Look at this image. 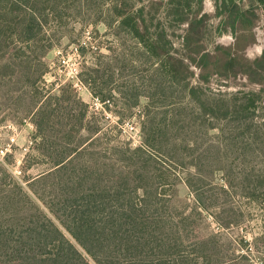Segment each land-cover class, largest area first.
Returning a JSON list of instances; mask_svg holds the SVG:
<instances>
[{
  "label": "trees",
  "instance_id": "16d2710c",
  "mask_svg": "<svg viewBox=\"0 0 264 264\" xmlns=\"http://www.w3.org/2000/svg\"><path fill=\"white\" fill-rule=\"evenodd\" d=\"M249 1L244 9L221 1L235 39L224 47L206 39L203 0H0V51L15 43L23 68H31V55L40 67L34 79L23 76L36 98V151L48 166L26 180L30 194L0 173V264L224 263L213 258V238L198 237L196 225L213 200L204 174L227 170L230 126L233 141L249 137L246 146L264 135L257 110L264 50L248 59L239 46L252 34L255 11L264 14V0ZM68 21L103 23L114 40L88 88L101 103L116 70L146 73L140 85L113 89L130 108L146 101L138 110L139 145L103 132L70 84L56 93L41 87L43 58ZM237 77L261 89L209 87L212 78ZM181 182L192 200L179 207Z\"/></svg>",
  "mask_w": 264,
  "mask_h": 264
},
{
  "label": "rangeland",
  "instance_id": "374dc122",
  "mask_svg": "<svg viewBox=\"0 0 264 264\" xmlns=\"http://www.w3.org/2000/svg\"><path fill=\"white\" fill-rule=\"evenodd\" d=\"M221 1L203 0L202 2L203 12L209 15V36L206 39L210 43L211 39L215 38V44L231 47L235 44V39L230 33L232 21L228 18L230 12L226 8H219ZM235 1L239 2L243 9L250 3L249 0ZM255 13L257 20L251 36L246 35L239 44L241 48L244 47L242 53L248 59L259 56L264 50V14L259 10ZM234 26L237 28L236 24ZM221 31L223 33L218 36V32ZM176 33L179 34L178 31ZM113 41L103 23L68 21L62 27L60 41L43 58L45 68L42 69L45 73L42 76L41 87L56 93L55 91L65 83L71 85L68 79L77 67L83 87L81 90L72 89L87 104L88 111L94 115L95 121L100 123L103 132L107 131L109 137L117 135L120 140L129 141L134 147L141 142L138 110L146 101L141 97L139 108H130L113 89L122 91L127 90L129 85H140L143 81L142 76L146 73L120 76L116 70L113 80L107 86V90L112 91L107 93L104 90L107 100L104 104L99 100L101 96L92 95L88 90L89 85L93 87L90 79H95L96 74H101L105 66L106 60L101 56L111 55L107 49L116 46ZM74 53L76 56H73ZM15 54V43L0 51V126L11 123L20 130L13 153L6 158L5 164L0 166V173L9 176L13 183L30 194L27 185L29 181L26 180L36 178L45 172L48 166L41 162L36 151L40 143L32 113L36 98L32 94V88L24 84L23 75L26 74L32 80L39 74L40 67L36 61L33 62L34 55H31L29 59L31 68H23L20 65L21 60L15 58ZM110 62L109 64L114 67H119V63ZM26 70L30 71L24 72ZM96 85L98 86L97 82ZM209 87L228 93L261 89L256 85H248L243 77L221 81L212 78ZM261 95L262 102L257 110L259 115H264V91ZM103 107H107L113 113ZM130 110L131 115L130 112L128 113ZM259 119L264 123V116ZM25 121L33 124L34 130L29 129ZM262 132L264 133V128ZM229 134L227 145L229 150L224 159L227 170L224 172L214 170L210 175L211 178L204 174L207 182H210L208 193L213 200H208L211 206L202 210V218L196 225L197 236L210 235L213 238V258L222 260L223 264H264V135L259 137L257 144L250 147V144L245 145L249 140L247 135L244 134L237 141H233L235 134L231 126ZM29 141H32L31 145ZM14 171L20 173H16V176L13 174ZM6 189L10 190L11 185L7 184ZM175 191L179 207L192 200L183 182L177 185ZM192 218L198 219L196 213H192Z\"/></svg>",
  "mask_w": 264,
  "mask_h": 264
},
{
  "label": "built area",
  "instance_id": "2783aa9c",
  "mask_svg": "<svg viewBox=\"0 0 264 264\" xmlns=\"http://www.w3.org/2000/svg\"><path fill=\"white\" fill-rule=\"evenodd\" d=\"M73 56H76V54L74 53ZM78 76H79V71L77 70L76 67L74 68V71L70 76V79H68L69 82L71 83L72 88H74L75 90H81V88L83 87ZM94 100L97 103L99 102L97 99ZM25 124L29 129L34 130L33 124H31L28 121H25ZM19 134H20V130L18 129V127L11 123H7L3 126H0V166L4 165L6 162V158L13 153V149L17 144V139L19 137ZM28 143L31 145L32 141H29ZM16 173L19 174L20 172L18 171L13 172L14 175H16Z\"/></svg>",
  "mask_w": 264,
  "mask_h": 264
}]
</instances>
